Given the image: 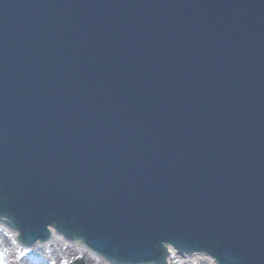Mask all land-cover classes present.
Returning a JSON list of instances; mask_svg holds the SVG:
<instances>
[{"label": "water", "instance_id": "1", "mask_svg": "<svg viewBox=\"0 0 264 264\" xmlns=\"http://www.w3.org/2000/svg\"><path fill=\"white\" fill-rule=\"evenodd\" d=\"M261 123L264 0H0V220L26 243L35 221H59V204L83 199L66 236L123 262L164 264L162 241L213 253L216 240L230 246L217 264H264V220L252 230L250 211L226 207L217 233L202 217L217 190L264 214ZM169 190L174 206L161 200ZM127 199L153 237L115 216Z\"/></svg>", "mask_w": 264, "mask_h": 264}, {"label": "bare ground", "instance_id": "2", "mask_svg": "<svg viewBox=\"0 0 264 264\" xmlns=\"http://www.w3.org/2000/svg\"><path fill=\"white\" fill-rule=\"evenodd\" d=\"M49 230L54 235L51 245H38L34 251L21 248L20 251L24 254L18 256L19 264H61L70 257L83 258L87 264H106L102 259L81 248V245H72V243L66 242L62 237L56 235L51 228ZM14 237V232L0 225V240L3 238V242L9 243ZM170 254L172 257L169 264L176 260L183 264H214L205 255H202V258H195L194 261H189V258L177 257L172 250Z\"/></svg>", "mask_w": 264, "mask_h": 264}, {"label": "rangeland", "instance_id": "3", "mask_svg": "<svg viewBox=\"0 0 264 264\" xmlns=\"http://www.w3.org/2000/svg\"><path fill=\"white\" fill-rule=\"evenodd\" d=\"M1 238L0 240V264H19L18 256L20 254H24L20 251V247H18L14 241H10L9 243L3 242ZM75 257H70L67 260H64L61 264H72ZM82 259L84 264H87L86 261ZM176 264H183L179 260L174 261Z\"/></svg>", "mask_w": 264, "mask_h": 264}]
</instances>
